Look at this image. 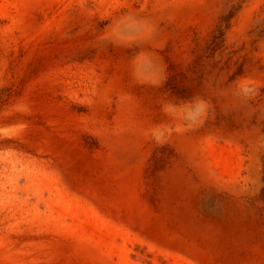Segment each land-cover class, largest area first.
I'll return each instance as SVG.
<instances>
[{
  "label": "rangeland",
  "instance_id": "1",
  "mask_svg": "<svg viewBox=\"0 0 264 264\" xmlns=\"http://www.w3.org/2000/svg\"><path fill=\"white\" fill-rule=\"evenodd\" d=\"M0 264H264V0H0Z\"/></svg>",
  "mask_w": 264,
  "mask_h": 264
},
{
  "label": "bare ground",
  "instance_id": "2",
  "mask_svg": "<svg viewBox=\"0 0 264 264\" xmlns=\"http://www.w3.org/2000/svg\"><path fill=\"white\" fill-rule=\"evenodd\" d=\"M84 215V214H83ZM85 245H87V244H85Z\"/></svg>",
  "mask_w": 264,
  "mask_h": 264
}]
</instances>
